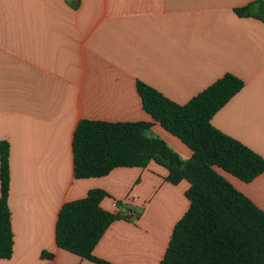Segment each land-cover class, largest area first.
Here are the masks:
<instances>
[{
	"label": "crops",
	"instance_id": "crops-1",
	"mask_svg": "<svg viewBox=\"0 0 264 264\" xmlns=\"http://www.w3.org/2000/svg\"><path fill=\"white\" fill-rule=\"evenodd\" d=\"M255 1L0 0V141L10 144L15 240L0 264H95L56 244L62 206L92 189L108 193L104 210L129 217L112 223L94 256L161 264L190 207L189 182L171 184L155 162L98 178L74 171L80 121L153 122L139 81L184 105L226 74L242 79L212 124L264 158V22L235 12ZM146 135L184 161L193 155L159 123ZM217 171L264 212V173L246 183Z\"/></svg>",
	"mask_w": 264,
	"mask_h": 264
},
{
	"label": "trees",
	"instance_id": "trees-1",
	"mask_svg": "<svg viewBox=\"0 0 264 264\" xmlns=\"http://www.w3.org/2000/svg\"><path fill=\"white\" fill-rule=\"evenodd\" d=\"M241 17L264 22V1L238 8ZM245 86L226 74L181 105L144 82H137L143 109L192 151L184 161L160 138L148 137L153 122L83 120L73 135L77 179L109 175L117 168H146L155 162L168 169L173 185L189 182L190 207L177 222L161 264H264V212L217 171L220 168L249 183L264 173V158L212 124L218 111ZM10 144L0 141V260L14 255L10 196ZM108 193L92 189L83 199L65 203L56 224L59 248L95 264H112L94 249L117 220L129 218L101 207ZM124 207V205H121ZM42 258L53 259L44 251Z\"/></svg>",
	"mask_w": 264,
	"mask_h": 264
},
{
	"label": "rangeland",
	"instance_id": "rangeland-1",
	"mask_svg": "<svg viewBox=\"0 0 264 264\" xmlns=\"http://www.w3.org/2000/svg\"><path fill=\"white\" fill-rule=\"evenodd\" d=\"M154 138H156V137H154ZM169 147H170V149L173 150V151L176 150V149H174V148L172 149L170 145H169ZM174 152H176V151H174ZM182 160H183V159H182Z\"/></svg>",
	"mask_w": 264,
	"mask_h": 264
},
{
	"label": "built area",
	"instance_id": "built-area-1",
	"mask_svg": "<svg viewBox=\"0 0 264 264\" xmlns=\"http://www.w3.org/2000/svg\"><path fill=\"white\" fill-rule=\"evenodd\" d=\"M114 206H115V207H117V206H118V204H117V203H115V204H114Z\"/></svg>",
	"mask_w": 264,
	"mask_h": 264
},
{
	"label": "water",
	"instance_id": "water-1",
	"mask_svg": "<svg viewBox=\"0 0 264 264\" xmlns=\"http://www.w3.org/2000/svg\"><path fill=\"white\" fill-rule=\"evenodd\" d=\"M68 1H71V0H68Z\"/></svg>",
	"mask_w": 264,
	"mask_h": 264
}]
</instances>
